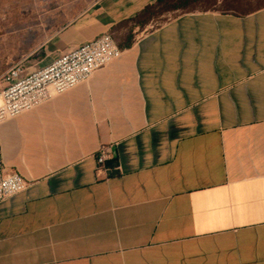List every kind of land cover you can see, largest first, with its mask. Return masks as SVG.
Wrapping results in <instances>:
<instances>
[{
  "label": "crops",
  "instance_id": "1",
  "mask_svg": "<svg viewBox=\"0 0 264 264\" xmlns=\"http://www.w3.org/2000/svg\"><path fill=\"white\" fill-rule=\"evenodd\" d=\"M154 2L95 0L19 62L123 32L86 81L0 122L27 183L0 201V264H264V7L120 25Z\"/></svg>",
  "mask_w": 264,
  "mask_h": 264
},
{
  "label": "built area",
  "instance_id": "2",
  "mask_svg": "<svg viewBox=\"0 0 264 264\" xmlns=\"http://www.w3.org/2000/svg\"><path fill=\"white\" fill-rule=\"evenodd\" d=\"M121 54L110 32L84 41L68 49L46 65L25 70L22 63H15L2 76L0 89V122L28 111L45 101L86 81ZM112 154L106 145H100L95 153L96 174L109 175L118 170L117 163L110 164ZM27 186L15 171H6L0 158V201L22 192Z\"/></svg>",
  "mask_w": 264,
  "mask_h": 264
},
{
  "label": "rangeland",
  "instance_id": "3",
  "mask_svg": "<svg viewBox=\"0 0 264 264\" xmlns=\"http://www.w3.org/2000/svg\"><path fill=\"white\" fill-rule=\"evenodd\" d=\"M95 0H0V89L4 86L3 74L15 63L30 56L33 48L42 41L48 25L68 19L81 7ZM221 0H198L187 10L215 9ZM180 9L154 15L147 29L158 26L182 13ZM128 23L123 25L128 27ZM125 33V30H123ZM46 35V33H45ZM123 36L121 29L114 40Z\"/></svg>",
  "mask_w": 264,
  "mask_h": 264
},
{
  "label": "trees",
  "instance_id": "4",
  "mask_svg": "<svg viewBox=\"0 0 264 264\" xmlns=\"http://www.w3.org/2000/svg\"><path fill=\"white\" fill-rule=\"evenodd\" d=\"M198 0H155L154 3L146 5L139 13L134 17L120 23L121 26L125 24H133L142 28L146 25L151 18L165 11L187 10L190 5L196 3ZM264 7V0H221L219 6L213 9L221 13H230L238 16L246 15ZM203 10V11H205ZM111 164V162H109Z\"/></svg>",
  "mask_w": 264,
  "mask_h": 264
}]
</instances>
